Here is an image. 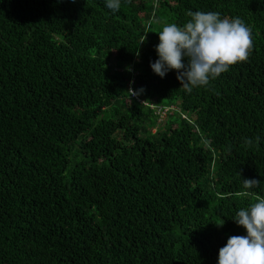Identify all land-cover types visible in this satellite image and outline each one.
Segmentation results:
<instances>
[{
  "label": "trees",
  "instance_id": "obj_1",
  "mask_svg": "<svg viewBox=\"0 0 264 264\" xmlns=\"http://www.w3.org/2000/svg\"><path fill=\"white\" fill-rule=\"evenodd\" d=\"M189 11L254 42L191 93L151 67ZM257 195L264 0H0V264H218Z\"/></svg>",
  "mask_w": 264,
  "mask_h": 264
},
{
  "label": "clouds",
  "instance_id": "obj_2",
  "mask_svg": "<svg viewBox=\"0 0 264 264\" xmlns=\"http://www.w3.org/2000/svg\"><path fill=\"white\" fill-rule=\"evenodd\" d=\"M106 6L117 12L121 0H106ZM187 15L191 19L183 26L169 23L158 32L159 58L151 67L161 77L175 69L181 87L191 93L194 88L208 86L231 66L246 62L254 42L251 28L239 17L221 18L219 12L212 11H189ZM136 54L139 56V52ZM129 90L131 96L144 91ZM246 143L251 146L253 141L248 139ZM260 183L258 179H243V188L259 187ZM238 195L247 197L249 192ZM232 219L246 229V235L228 238L226 246L219 250L218 264H264V196H255V202L241 208Z\"/></svg>",
  "mask_w": 264,
  "mask_h": 264
},
{
  "label": "rangeland",
  "instance_id": "obj_3",
  "mask_svg": "<svg viewBox=\"0 0 264 264\" xmlns=\"http://www.w3.org/2000/svg\"><path fill=\"white\" fill-rule=\"evenodd\" d=\"M116 56H121L120 54H115V57ZM161 121H159L160 124H164V121H165V118H160Z\"/></svg>",
  "mask_w": 264,
  "mask_h": 264
}]
</instances>
